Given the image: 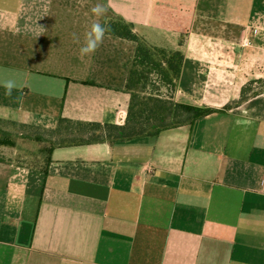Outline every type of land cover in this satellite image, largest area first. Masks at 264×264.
<instances>
[{
    "label": "crops",
    "instance_id": "0c3cea01",
    "mask_svg": "<svg viewBox=\"0 0 264 264\" xmlns=\"http://www.w3.org/2000/svg\"><path fill=\"white\" fill-rule=\"evenodd\" d=\"M98 2L181 52L174 101L211 112L108 137L136 43L80 56ZM0 133V264H264V0H0Z\"/></svg>",
    "mask_w": 264,
    "mask_h": 264
},
{
    "label": "trees",
    "instance_id": "16d2710c",
    "mask_svg": "<svg viewBox=\"0 0 264 264\" xmlns=\"http://www.w3.org/2000/svg\"><path fill=\"white\" fill-rule=\"evenodd\" d=\"M103 25L111 27V31L107 34L136 43L134 58L128 65V81L125 87V90L131 95L126 124L123 127H112L117 133L108 137L115 139L138 137L176 124L191 122L200 115L211 112L209 108H200L174 101V93L184 61L181 52L168 51L150 45L134 31L131 24L124 20L108 21ZM252 85L253 81L242 88L241 99L250 92L256 93ZM162 88H164V92ZM63 123L69 127H81L82 129L102 130L107 128L100 124H86L60 118L59 124ZM102 140V134L93 133L88 138L81 140L62 139L60 144ZM1 145L12 144L3 139L0 133Z\"/></svg>",
    "mask_w": 264,
    "mask_h": 264
},
{
    "label": "clouds",
    "instance_id": "9594fccd",
    "mask_svg": "<svg viewBox=\"0 0 264 264\" xmlns=\"http://www.w3.org/2000/svg\"><path fill=\"white\" fill-rule=\"evenodd\" d=\"M108 7L102 3H96L91 7V13L97 19L91 24L90 29L85 33L84 43L79 49L81 57L91 56L96 53L104 41L106 33L111 31L110 25L106 26L99 22V18L107 14ZM73 38L79 42V37L73 34ZM5 95L11 96L13 89L17 87L14 80H6L3 83Z\"/></svg>",
    "mask_w": 264,
    "mask_h": 264
},
{
    "label": "built area",
    "instance_id": "2783aa9c",
    "mask_svg": "<svg viewBox=\"0 0 264 264\" xmlns=\"http://www.w3.org/2000/svg\"><path fill=\"white\" fill-rule=\"evenodd\" d=\"M240 43L243 45V46H250L251 45V41L247 38H244L240 41ZM263 186H264V182H263Z\"/></svg>",
    "mask_w": 264,
    "mask_h": 264
},
{
    "label": "rangeland",
    "instance_id": "374dc122",
    "mask_svg": "<svg viewBox=\"0 0 264 264\" xmlns=\"http://www.w3.org/2000/svg\"><path fill=\"white\" fill-rule=\"evenodd\" d=\"M253 86V85H252ZM253 90H255V88L253 89ZM38 145V146H37ZM41 145H40V143L39 142H37V144H36V146H34V147H32L33 148V151H37V149H38V147H40ZM45 153V152H44ZM45 156V154H43V157ZM41 160H42V158H41ZM43 160H44V158H43ZM42 160V161H43Z\"/></svg>",
    "mask_w": 264,
    "mask_h": 264
}]
</instances>
